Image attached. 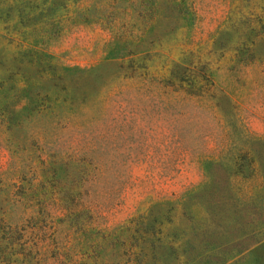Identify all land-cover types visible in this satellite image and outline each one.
<instances>
[{"label": "rangeland", "instance_id": "1", "mask_svg": "<svg viewBox=\"0 0 264 264\" xmlns=\"http://www.w3.org/2000/svg\"><path fill=\"white\" fill-rule=\"evenodd\" d=\"M87 1H66L58 26L27 20L20 36L0 0V79L16 67L5 36L35 44L63 77L0 85V264H64L59 253L91 252L103 231L107 263L122 264L133 227L156 243L141 264H264V0H157L160 44L141 59L154 70L120 82V25L145 15L112 25ZM168 73L204 91L167 87ZM53 80L93 98L47 110ZM227 153L253 158L252 180L217 162ZM56 203L77 210L73 231L54 228Z\"/></svg>", "mask_w": 264, "mask_h": 264}, {"label": "trees", "instance_id": "2", "mask_svg": "<svg viewBox=\"0 0 264 264\" xmlns=\"http://www.w3.org/2000/svg\"><path fill=\"white\" fill-rule=\"evenodd\" d=\"M2 1L5 2L3 4L7 11L13 10L16 12V15H14V18H10V21L12 25L17 26L19 35L23 36L25 29L34 26L28 25L27 20L29 19L33 20L34 23L45 20L51 22L52 26H58L57 22L59 21L60 14L68 7L66 1L71 0ZM172 2L174 7L177 1L172 0ZM82 5L86 11L93 9L95 18H99L102 22H107L112 25H115L117 21L122 22L126 17H128L127 19L129 21L131 19L135 21L138 18H143L145 15L146 23L144 25H120V33H118L117 36H121L123 42L127 44V47L126 49H122L123 52L110 60V62L115 65L114 77L118 82L123 80L137 81L142 77V74L154 70V67L148 63H144L141 59H151L152 56L155 55V48L160 44L158 41L159 36L157 35L155 37L152 35L155 23L160 19V10L157 0H88L86 5ZM259 8L262 13L261 24H264V1ZM2 11L0 5V13ZM5 37L10 41V44L14 45L13 60L16 62V67L11 70L7 76L1 77L0 85H6L16 75L19 76V81L15 82L13 85L12 88L14 90L25 87L30 81H36L37 78L42 81H48L50 77L53 79L58 78L59 81L63 78L56 75V71H52L55 64L42 57L37 51L35 44L24 43L22 40L13 42L9 36ZM26 64L36 70L37 74L33 76L34 79L24 71L23 66ZM165 76L162 77L165 86L183 89L193 95H201V92L204 91V89L200 87V83L198 84L197 82L204 81L205 78L210 77L207 71H204L203 75L201 74L198 76L199 81H197L196 77L184 80L180 77L171 75V73ZM59 81L57 83L55 81L51 82V84L47 86L45 84L44 87H42L47 110H52L58 107V105L73 106L72 104L77 102L82 104L93 98L91 97L93 93L88 90V93L84 91H78L77 93V91L73 90L69 85V82L59 83ZM70 92L73 94H70ZM226 155L229 156L222 155L220 157L217 155L216 160L220 162L226 157L230 166L229 171L232 172V175H242L252 180L253 176L257 174L256 165L253 158H250V155L247 157L240 153H227ZM244 157L250 159V162L247 163L249 169L247 174L241 169L243 164L240 161ZM56 209L55 212L51 213L54 228H56L57 224L66 223L67 227L72 228L73 231L74 220L78 214L75 207L56 203ZM111 234V232L106 233L103 231L100 239L95 241V250L91 252L86 250L77 251V257H74L72 254L65 256V254L59 253V255H64V258L66 257L64 264H110L107 263L102 248L105 243L110 241ZM125 242L129 245L130 249L120 254L124 257L121 261L122 264H141L145 261L156 260L155 240L151 239L150 235L146 232L141 234L139 229L133 227L132 233L126 241L124 240V243ZM236 261H238V259H236Z\"/></svg>", "mask_w": 264, "mask_h": 264}]
</instances>
